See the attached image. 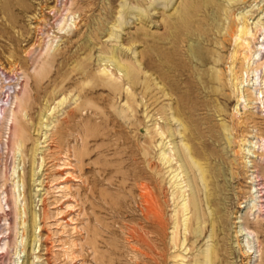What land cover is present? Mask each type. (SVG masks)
I'll use <instances>...</instances> for the list:
<instances>
[{
    "label": "rangeland",
    "instance_id": "obj_1",
    "mask_svg": "<svg viewBox=\"0 0 264 264\" xmlns=\"http://www.w3.org/2000/svg\"><path fill=\"white\" fill-rule=\"evenodd\" d=\"M247 19L264 0H0V105L26 112L0 113V264H264Z\"/></svg>",
    "mask_w": 264,
    "mask_h": 264
},
{
    "label": "bare ground",
    "instance_id": "obj_2",
    "mask_svg": "<svg viewBox=\"0 0 264 264\" xmlns=\"http://www.w3.org/2000/svg\"><path fill=\"white\" fill-rule=\"evenodd\" d=\"M249 22L252 24L255 23L250 19L244 20L242 26L240 27L239 37L236 40L237 44L240 45L242 50L241 53H236L234 55L236 56V60H238L239 65L234 66V64H232L234 67L231 65L233 73L232 79L238 91V103L235 107L236 110L239 104L242 103L249 104L251 102L255 105V107H257L259 103L264 102V33H262V35L258 37L257 33L252 29L251 26L248 25ZM250 37L255 40V43L248 39ZM4 87V78L0 75V102L5 99L1 98L2 90ZM7 98V103L4 106V109L3 105H0L1 120L6 122H12V124H15L17 128L18 123H21L19 116L20 112H22L23 115H25L26 112L24 111L23 104L21 103V101H18V94H16L15 100H9V97ZM24 131L25 127L24 124H22V126L20 127V132L16 131V139H14L15 145H20V142L22 140L21 137ZM15 174L16 171L14 170V178ZM250 177L252 180L249 181L250 183H253V192L258 193L260 191L258 190L259 184L257 183V181H260L259 174H255V170H251ZM16 189L17 183L15 182L14 190L12 191V197L14 205L17 207L19 198L16 194ZM246 206L247 205H241V207L243 208H245ZM247 230L248 229L242 227V232L246 231L244 232V235L246 236L247 244H245L244 239H242V242L240 241V243L245 249H247L246 247H248L249 243H252L250 242V240L252 239L250 238V236L253 234L251 231Z\"/></svg>",
    "mask_w": 264,
    "mask_h": 264
}]
</instances>
